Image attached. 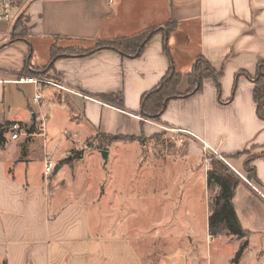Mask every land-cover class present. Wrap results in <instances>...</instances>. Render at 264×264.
<instances>
[{"label":"crops","instance_id":"1","mask_svg":"<svg viewBox=\"0 0 264 264\" xmlns=\"http://www.w3.org/2000/svg\"><path fill=\"white\" fill-rule=\"evenodd\" d=\"M20 14L26 33L24 38L10 41V30ZM169 21L175 26L165 37L164 26ZM154 27L160 31L146 41L138 56L114 49L80 55L65 52L83 43L93 49L98 41L132 37ZM55 39L66 44H60L61 55L52 57ZM199 57L220 72L219 90L208 77L199 90L185 95L187 73ZM260 62H264V0H33L19 8L11 22H0V131H4L0 144V264H193L194 257L182 245L190 246L194 239L202 244L206 256L196 264H208L209 258L210 263L220 261L221 247L235 244L237 248L243 241L247 246L235 264H264V120L256 115L252 80L240 76L232 91L234 75L246 72L254 76ZM47 67L48 76L65 88L67 105L58 107V115L63 113L67 119L69 111L80 114L67 129L52 134L46 119L55 116L54 106L61 102L55 95L56 86L15 82L25 76L36 78L34 74ZM170 69L181 75L176 92L185 96L172 97L156 119L143 117V96ZM36 94L39 99L34 102ZM119 96L121 101L115 103L113 99ZM38 120H42L49 150L61 157L74 145H82L91 133H98L99 142L105 145L127 137L139 143L145 139L162 143L159 137L165 132L184 137L170 148L182 155L183 181L173 179L174 190L165 183L154 192L173 201L163 204L171 209L177 207V200H184L186 208L202 203L203 229L194 216L185 218L184 225L173 209L172 218L159 221L151 229L156 233L147 238L137 236L130 226L120 233L117 227L124 226V217L109 220L105 227H101L100 217L91 224L78 196L63 188L70 182L65 177L68 167L81 159L64 163L60 158L54 162L58 167L53 168L52 177H46L41 161L24 158L38 130L28 140L26 136L10 139L11 123L28 130ZM39 140L41 148L44 141ZM172 153H165L167 166L175 158L169 156ZM248 156H254L249 163L257 180L254 183L243 172ZM212 159L219 162L213 164ZM209 172L231 180V202L244 236L223 230L211 237L209 199L219 187L208 186ZM209 188L214 189L212 194ZM197 190L202 191L201 203L193 202L197 194L192 191ZM97 211L100 216V208ZM105 214L114 215L108 199ZM219 235L224 241L212 247ZM160 239H168L171 247L147 248L148 241ZM250 249L254 251L246 261ZM233 253L229 254L230 264H234Z\"/></svg>","mask_w":264,"mask_h":264},{"label":"rangeland","instance_id":"2","mask_svg":"<svg viewBox=\"0 0 264 264\" xmlns=\"http://www.w3.org/2000/svg\"><path fill=\"white\" fill-rule=\"evenodd\" d=\"M19 34H21L20 27L17 33H15V36H18ZM60 44L65 46L66 42L58 39H55L53 41L51 48L53 49L54 53L62 52ZM83 45L84 46H81V44H79V46H76L75 49L91 48V46H89V43H83ZM44 71H42V73L37 77L43 80L56 82L54 81V78L52 79V75H50L51 77L48 76V71L46 73ZM43 84L48 86L52 85L47 83ZM63 92H65L63 89L55 87V95L57 94V96L60 97L61 102H58L56 105L54 104L55 116H53L52 118L48 117L46 119V126H48V129H50V134L58 132L62 129V127L67 129V125L69 123H74L77 118L80 119V114L77 111H69V118L67 119L63 117V113L62 115H58V107L60 105H67L66 99H64L65 95H63ZM27 123L29 124L30 122ZM35 127L38 130V133L36 135L37 137L33 138V140H31L32 143H29L27 145V155L24 157L25 160L31 162H36L39 160L41 161L43 167L45 161L51 162L53 164L54 162H60V158H70L71 161L81 159L78 162H75L73 166L68 167L67 170H69V173L66 174L65 177L68 176L66 177V179H69L70 182L68 186L67 184H64L65 186L63 188H65L66 191L72 192L73 194L78 196V199L83 205V208L86 210L87 214H89L91 224L100 217L103 221L101 227H105L109 220L119 219L121 221V219L124 217L125 219L124 221H122L124 226L121 225L117 227L120 233L126 231V229L130 226V228L133 229L132 232L137 234V236L141 235L143 237L146 236L147 238L151 233L152 235L156 233L155 230L151 231V229L155 227V225L159 223V221L169 220L170 218H172V209L173 214L184 221L182 222L184 225L185 218H192L193 216L197 220H199L197 226H201L203 224L205 209L201 203V199L203 197L202 191H192L193 193L197 194V197L193 200V202L201 203V205H194L186 208L183 206L184 200H177L175 201L177 202V207H174L172 209L168 206H163V204L167 205V203L170 204L171 202L163 199L164 194L159 193V191L154 192L155 189L158 188V186H164L165 183H169L172 187L171 189L174 190L173 185L175 183L173 182V179H182L183 181L184 174L181 162L182 155L179 151H173V154L170 148L172 147V145H174V142L180 144L185 139L184 137L178 136L177 133L165 132L159 137L160 139H162V143L153 144L146 139V141L142 140V142L139 143L135 139L127 137L118 142H112L108 145H105L103 142H99L98 133H91L90 136L85 139V142L82 145H74L73 148L65 151L63 154L64 156L61 157L58 153V155H56V152L54 153L53 150H49L48 146L46 145L47 142L45 141V137L43 138L44 135L39 134V129L42 130V133L44 128V126L42 125V120H38V125ZM39 139H42L44 141L41 148V141ZM101 150L108 152L106 159L103 158ZM77 151H81V158H73ZM166 152L172 153L169 156L175 157L174 159H172L174 160V162H172V160H168L169 164L172 163L171 166H167L164 163V161H167L164 157ZM22 158L18 156V159ZM218 159L219 161H221V158ZM217 161L215 159H212L211 162H213L214 164ZM151 164L152 168L150 166ZM243 172L246 179L254 183V180L248 178L246 166L243 167ZM50 176L51 175H49L48 177ZM165 180H167V182ZM62 181L64 180L62 179ZM208 191L209 194H212L214 189L209 188ZM107 199L109 200V202L112 201L114 215L110 214L108 216L105 214ZM67 200L65 199V201ZM122 200L124 201V206L121 205ZM211 200L212 197L210 196L209 201L211 202ZM171 203L173 204V201ZM99 208L100 216H98L97 213V210ZM210 214L211 212H209V215ZM178 221L181 223L180 220ZM200 229L202 230L203 226H201ZM195 240L196 239L191 240L190 246H184L182 240H178L179 243H183V247H181L186 249V253L189 256L194 257L193 264L199 263V260L206 257L205 253H203L201 250L202 244L198 241L196 242ZM216 241V243L212 244V247L214 245L217 246L224 240H222V236L219 235L216 238ZM147 243L148 246L145 243L144 246H147V248L149 247V249H156L157 247L159 249L160 247L167 249L171 247V242L168 239H160V241L154 243L148 241ZM240 244L241 242L238 244L237 248H234L235 244H233V246L229 244L227 246H223V248L221 247L220 250L223 255L222 259H220V261L214 259L210 263L211 260L209 258L208 264H230L228 259L230 258L229 254H231V252H234L232 254V258H234ZM173 247L175 248V246ZM253 251V249H250V251H248V253L246 254L247 256L245 257L246 261L249 260L250 253ZM213 253L214 252L212 251L211 254ZM151 256L152 255H149L148 257H150L151 259ZM235 262L236 261H233L234 264Z\"/></svg>","mask_w":264,"mask_h":264},{"label":"trees","instance_id":"3","mask_svg":"<svg viewBox=\"0 0 264 264\" xmlns=\"http://www.w3.org/2000/svg\"><path fill=\"white\" fill-rule=\"evenodd\" d=\"M175 26L174 22L169 21L164 26V30L166 31L165 37L168 36L169 32L173 29ZM20 27L21 34L18 36H15V33H17L18 29ZM153 29V28H152ZM160 31L159 29L155 28L153 30H146L143 32H140L139 35H135L132 37H120L111 39L109 41H98L97 45L93 49H68L67 53H72L76 55L80 54H91L96 49H114L118 52H120L123 55H130V56H138L143 51V47L147 40H149L153 35L154 32ZM23 33V34H22ZM26 33V29L23 26V23L21 22V14L17 19L14 20V25L12 26L10 33H9V40L14 41L17 39H20V37L24 38L23 36ZM167 50L168 48L166 45L164 46ZM52 51V57H56L57 55H61L62 52L54 53L53 49ZM196 65L193 67V69L187 73L189 87L186 91L185 95L191 94L194 91H197L200 89L202 80L204 78H211L215 84L217 89L219 90V78H220V72L214 71L210 66L202 60L200 57L196 60ZM51 67V64H50ZM49 67V68H50ZM49 68H45L44 72L46 73L49 71ZM43 72V73H44ZM41 73H35L34 76H38ZM33 75V74H32ZM235 79L232 86V91L235 90L237 80L240 76H246L250 80H252L253 87H252V97L253 101L256 105V115L258 119L264 120V62H260L259 65L256 68V71L254 73V76H251L247 74L246 72H238L235 75ZM181 80V75L179 73H176L173 71V69H170V71L164 75L159 82V84L155 87V89L151 90L147 94L143 96L142 100V115L143 117H149L151 119H156V116L158 112H161L164 109V105L171 100L172 97H180L185 95H180L178 92H176V87L179 84ZM101 97V96H100ZM104 100L109 101L105 97H101ZM113 100H115V103H118L121 101V96L115 97ZM110 102V101H109ZM120 105V104H119ZM36 127L32 125V127L28 128V133L35 132ZM3 130L0 131V144L3 143ZM29 135L25 137V140H28ZM115 137L110 138L112 140ZM24 142L22 145V151L24 152ZM81 151H77L75 153V156L73 158H81ZM254 158V156H250L246 163L244 164L246 166V171L248 173V178L257 181L254 175V169L251 166H248L250 161ZM64 163H68V161H71L69 158L68 160H63ZM248 164V165H247ZM207 181L208 186L212 185V183L218 185V191L215 193V197L212 198L211 202H209V211L211 214L208 217V226H209V233L212 237L214 235L218 234L219 232L226 230L228 234L235 235L237 237L244 236V231L242 230L241 225L239 224V221L237 219L235 210L232 206V198H233V185L231 180L226 179L220 175H216L213 172H209L207 175ZM247 246V242L243 241L241 242L238 250L235 253V258L233 261H237L238 258L241 256L240 254Z\"/></svg>","mask_w":264,"mask_h":264},{"label":"built area","instance_id":"4","mask_svg":"<svg viewBox=\"0 0 264 264\" xmlns=\"http://www.w3.org/2000/svg\"><path fill=\"white\" fill-rule=\"evenodd\" d=\"M32 1L33 0H0V22H3V23L11 22L13 20V17L15 16L16 11L19 10V8H23V6L28 5ZM15 82H19V83L28 82L34 85H37L39 83H45V84L47 83V84H50V85L52 84L56 87L65 89L63 85L58 84L57 82L47 81V80H43L38 77L35 78L31 76L21 77ZM38 99H39V96L36 94V96L33 98V101L36 102L38 101ZM9 127H10V139L11 140H17L22 136L30 135L24 126H20L16 122L11 123ZM41 131L42 130H40L39 132L40 134L43 135L44 131L42 133ZM176 131H180V130H176ZM204 145L206 144L204 143ZM53 168H54V163L52 164L51 162L45 161L43 165L44 175L45 176L51 175L53 173Z\"/></svg>","mask_w":264,"mask_h":264},{"label":"water","instance_id":"5","mask_svg":"<svg viewBox=\"0 0 264 264\" xmlns=\"http://www.w3.org/2000/svg\"><path fill=\"white\" fill-rule=\"evenodd\" d=\"M101 154L103 155V158H104V159H106V158H107V155H108V154H107V152H106V151H104V150H101ZM57 167H58L57 165H56V166H54V170H55V169H57Z\"/></svg>","mask_w":264,"mask_h":264}]
</instances>
